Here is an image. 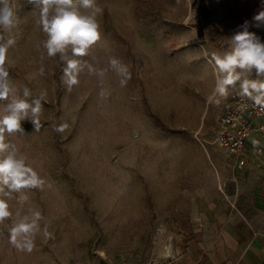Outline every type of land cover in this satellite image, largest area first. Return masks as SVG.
I'll use <instances>...</instances> for the list:
<instances>
[{"label": "rangeland", "instance_id": "1", "mask_svg": "<svg viewBox=\"0 0 264 264\" xmlns=\"http://www.w3.org/2000/svg\"><path fill=\"white\" fill-rule=\"evenodd\" d=\"M17 2V27L0 33L16 40L9 77L20 98L25 87L47 95L39 130L25 120L22 133L5 136L46 183L24 190L23 204L18 193L0 194L13 213L0 223V264H177L180 240L226 212L211 164L222 157L214 128L226 99L208 101L212 56L260 0H95L101 38L88 56L69 49L65 61L42 47L38 10ZM110 57L129 67L125 87L110 69L103 81L85 69L67 91L66 59L108 68ZM29 210L44 217L30 253L14 248L8 232L15 213Z\"/></svg>", "mask_w": 264, "mask_h": 264}, {"label": "clouds", "instance_id": "2", "mask_svg": "<svg viewBox=\"0 0 264 264\" xmlns=\"http://www.w3.org/2000/svg\"><path fill=\"white\" fill-rule=\"evenodd\" d=\"M29 3L39 12V24L46 34L41 44L48 57L59 55L65 61L69 49L73 57H85L100 40L96 14L102 13V9L95 0H29ZM18 10L17 0H0V33L17 27ZM250 28L264 31V0H260V10L251 21L245 20L239 31L225 39L224 50L213 53L215 87L208 97L210 103L218 105L231 91H238L256 105L264 106V39ZM15 43L14 38L0 35V194L11 198L12 193H18L19 202L23 204L28 200L24 190L43 189L46 182L26 163V157H19L17 148L6 142L5 134L22 133L21 122L25 120H30L39 130L47 93L41 91L38 97H33L31 90L25 87L23 98L16 94L9 77L11 62L7 55ZM85 69L100 81L110 69L119 77L120 87H125L130 79L129 67L115 57L109 58L108 68H97L81 59H66L62 80L68 92L79 84V76ZM40 74L44 75L43 67ZM100 96L104 98L106 93L101 90ZM66 128L67 124H60L54 131L62 133ZM12 216L8 199L0 198V223ZM15 216L8 228L9 243L18 251L30 253L35 247L36 235L42 230L44 217L35 210H29L28 214L17 211ZM43 233L51 236L46 225Z\"/></svg>", "mask_w": 264, "mask_h": 264}, {"label": "crops", "instance_id": "3", "mask_svg": "<svg viewBox=\"0 0 264 264\" xmlns=\"http://www.w3.org/2000/svg\"><path fill=\"white\" fill-rule=\"evenodd\" d=\"M264 142L247 144L243 173L223 155L212 162L217 183L227 194L226 212L220 223H210L183 237L177 249V264H264V151L254 154ZM225 161H221V160ZM234 177H245L235 182ZM230 194L228 195V193ZM172 264V263H171Z\"/></svg>", "mask_w": 264, "mask_h": 264}, {"label": "built area", "instance_id": "4", "mask_svg": "<svg viewBox=\"0 0 264 264\" xmlns=\"http://www.w3.org/2000/svg\"><path fill=\"white\" fill-rule=\"evenodd\" d=\"M214 147L232 161L237 174L243 173L246 164L247 144L259 139L264 142V106L252 99L231 91L223 103L215 121ZM264 149L255 147L254 154L262 155ZM235 182H244L245 177H234Z\"/></svg>", "mask_w": 264, "mask_h": 264}]
</instances>
